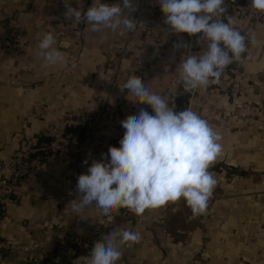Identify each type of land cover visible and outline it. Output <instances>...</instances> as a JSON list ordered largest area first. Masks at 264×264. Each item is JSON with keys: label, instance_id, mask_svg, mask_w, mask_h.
I'll return each instance as SVG.
<instances>
[{"label": "rangeland", "instance_id": "rangeland-1", "mask_svg": "<svg viewBox=\"0 0 264 264\" xmlns=\"http://www.w3.org/2000/svg\"><path fill=\"white\" fill-rule=\"evenodd\" d=\"M70 3L83 13L92 5V0H70ZM66 10L63 0H0V69L10 64L7 60H41L34 63L33 69L46 74L44 69L49 63L40 55L38 44L44 34L52 33L56 41L53 46L63 52L64 61L52 65L51 69L64 72L66 92L72 90L78 94L82 87H86L84 81L87 78L100 75L108 78L107 90L115 95L113 91L120 90V86L124 88L127 80L134 75L143 79L148 74H156L158 70H162L159 72L162 76L176 72V68L165 67L163 61L160 63V59L150 55L138 43L139 53L146 54L142 58L146 62L140 63L136 59V62L125 67L121 59L124 55L128 56V52L104 50L102 46L100 49L96 39L90 35L91 26L73 24L72 20L65 18ZM162 36L169 37L166 31ZM114 44H119L118 39ZM222 81L226 80L222 78ZM221 82L209 85L207 90L219 95L218 103L226 101L231 105V115L208 112L201 115L198 111L214 129L218 124L227 127L219 132L224 137L222 145L225 147L210 168L217 184L205 213L185 221L192 217V213L183 199L158 207L164 209V213L172 208L179 211V205L183 207L181 217L178 216L172 226L177 228L178 233L173 230L168 233L167 228L158 226V222L146 223L142 219L136 220V215L129 211L123 213L121 210L125 208L113 211V226L121 223L118 231L124 229L122 224H126L130 230L139 231L142 235L140 243L121 249L122 258L118 264H264V82L261 99L252 103L244 100L234 83L223 86ZM98 86L100 90L103 88L100 83ZM176 86L162 83L165 99L175 111L176 97L186 93L181 83ZM193 92H200V89ZM95 102L96 111L79 117V125L85 129V134L83 151L78 154L76 164H67L73 169L78 165L80 167L87 157L101 158V154L107 153L110 147H120L119 142L125 131L120 122L138 114L140 110L127 109V115L121 113L117 98L113 100L109 97ZM135 105L154 114L148 105ZM57 130L63 135L70 133ZM224 160L228 163H218ZM80 217L87 219L88 215L81 212ZM133 221L136 223L133 224ZM61 229L64 233L60 232L59 240L64 237L62 246L65 248L66 264L69 261L67 253L71 255L73 248L79 256L76 264H85L80 258L89 254L95 241L111 232L110 228L105 227L89 228L84 221ZM93 231L96 233L93 234Z\"/></svg>", "mask_w": 264, "mask_h": 264}, {"label": "crops", "instance_id": "crops-1", "mask_svg": "<svg viewBox=\"0 0 264 264\" xmlns=\"http://www.w3.org/2000/svg\"><path fill=\"white\" fill-rule=\"evenodd\" d=\"M108 1L118 2V0H104L106 3ZM119 2L122 3V0ZM134 3L137 5V10L131 13V18L137 22L135 31L121 27L115 32L105 29L99 34L93 31L90 34L96 39L100 49L103 47L104 50L113 52H128L129 55H124L121 59L125 67L136 62V59L140 63L146 62L142 59L146 54L139 53L140 47H137L139 45L150 52V55L160 59V63L163 61L165 67L174 68H177L183 55L186 57L203 50L197 44L198 36L189 37L185 33L179 36L168 34V38L162 36L164 31L168 33V29L163 22L164 14L157 0H134ZM250 3L251 0H243V14L232 17L233 27L245 35L254 33L258 44L253 46L248 43V50L242 54L241 60L234 61L225 69L226 73L221 76V81L222 78L226 81L221 83L223 86L234 83L244 100L252 103L261 99V91H263L264 74L262 76L260 74L264 73V12L251 8ZM117 39L119 44H114ZM180 42H186L190 48L182 47L179 51L174 50L173 45ZM40 61L7 60L6 62L10 64L0 69V162H7L13 156L37 148L41 144H48L49 138L46 134L52 128L68 131L78 126L80 116L96 111L95 100L117 98L118 106H121L120 112H124L125 115L127 109H141L140 105H135L138 103L132 102L135 97L129 95V100L127 99V91L123 86L119 87L120 90L113 91L115 95L109 93L107 90L109 80L100 75L87 78L84 81L86 87H82L78 94L72 90L66 92L64 72L51 69L52 64H48L44 69L46 74L37 68L33 69L34 63ZM159 72L162 70H158L156 74H148L141 80L151 92L165 98L166 93L162 90V83L176 82L175 86L180 84L179 74L173 71L172 74L167 72L170 74L168 76H162ZM99 83L103 86L101 90ZM189 96L187 108L191 107L197 114L200 110L201 115L206 112L221 116L224 113L231 115V105L226 101L222 104L218 103L219 95L212 90L209 92L207 88L200 89V92H191ZM216 128V131L223 132L227 127L218 124ZM40 157H35L37 159L35 167L29 177L19 187H14L10 193L4 192L1 197L0 240L7 247L2 250L0 264H66L65 248L62 246L64 237L59 240L61 238L59 234L63 232L61 228L76 225L79 221L87 222L89 228L96 229L97 226L110 228L111 232L118 231L120 227L121 223L113 226V220L111 221L113 213L108 217L101 215L98 217L94 206L75 212L70 205L77 199L75 189L78 175L86 174L91 161L101 158L87 157L88 165L82 162L80 167L78 165L73 169L65 163L52 161L49 158L40 159ZM226 162L224 160L218 163ZM69 192L73 195H69ZM182 209L183 207L179 205L180 212L177 210V214L175 208L166 213L164 209H149L142 216H136V220L142 219L143 222L147 221L146 223L158 222V226L167 228L168 233L171 232L170 230L176 233L177 228L172 226H174L173 222L181 217ZM121 211L128 213L127 209ZM81 212L87 214L88 218H81ZM191 218L189 216L185 221ZM134 223L136 221H133ZM122 227L130 230L126 224H122ZM95 233L96 231H93V234ZM70 254L67 253L69 256L67 264H76L79 256L75 254V248Z\"/></svg>", "mask_w": 264, "mask_h": 264}, {"label": "clouds", "instance_id": "clouds-1", "mask_svg": "<svg viewBox=\"0 0 264 264\" xmlns=\"http://www.w3.org/2000/svg\"><path fill=\"white\" fill-rule=\"evenodd\" d=\"M63 2L67 9L65 18L73 24L90 25L93 32L105 29L115 32L121 27L136 29L137 22L131 18V13L137 10L134 0L122 3L92 0L83 13L72 7L70 0ZM157 3L168 34L198 36L197 44L203 49L183 55L176 68L186 93L219 84L225 69L247 52L248 43L258 44L254 33L245 35L233 27L226 0H157ZM250 7L264 12V0H251ZM220 16L224 19H217ZM55 43L53 34L46 33L38 44L40 55L52 65L64 61V54L53 46ZM173 47L176 51L190 48L186 42ZM124 90L127 99L129 95L135 97L132 102L150 106L154 114L141 108L138 114L120 122L125 129L120 147H110L100 160L91 161L86 174L78 175L77 199L70 204L73 211L94 206L98 215L108 217L125 208L142 216L146 210L183 199L192 218L204 214L217 184L210 168L223 151L222 135L191 107L173 110L139 76L130 77ZM88 163L84 161L85 165ZM141 240L139 231L113 230L95 241L89 254L80 259L85 264H118L121 249Z\"/></svg>", "mask_w": 264, "mask_h": 264}, {"label": "built area", "instance_id": "built-area-1", "mask_svg": "<svg viewBox=\"0 0 264 264\" xmlns=\"http://www.w3.org/2000/svg\"><path fill=\"white\" fill-rule=\"evenodd\" d=\"M243 0H226L227 15L231 17L241 15L243 11ZM223 16L217 17L222 19ZM46 136L49 138L48 144H43L37 148L29 150L25 154L14 156L8 163H0V203L4 192L12 191L14 187L19 185L29 177L34 170L36 158L51 159L61 163L76 164L78 154L83 151L82 141L76 135L65 136L55 128L50 129ZM42 152V155L39 153ZM39 161V160H38ZM7 245L0 240V261L2 258V250Z\"/></svg>", "mask_w": 264, "mask_h": 264}, {"label": "trees", "instance_id": "trees-1", "mask_svg": "<svg viewBox=\"0 0 264 264\" xmlns=\"http://www.w3.org/2000/svg\"><path fill=\"white\" fill-rule=\"evenodd\" d=\"M188 98H189V95L187 93H183V94L176 97V99H175L176 111H181V110L187 108ZM68 131L70 133L68 135H65V136L76 135L81 141L84 139L85 129L81 125L70 128ZM41 145H43V144H41Z\"/></svg>", "mask_w": 264, "mask_h": 264}, {"label": "water", "instance_id": "water-1", "mask_svg": "<svg viewBox=\"0 0 264 264\" xmlns=\"http://www.w3.org/2000/svg\"><path fill=\"white\" fill-rule=\"evenodd\" d=\"M0 213H1V211H0Z\"/></svg>", "mask_w": 264, "mask_h": 264}]
</instances>
